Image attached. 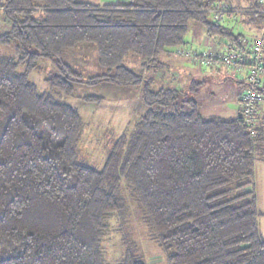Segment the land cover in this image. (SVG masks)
Listing matches in <instances>:
<instances>
[{
    "label": "trees",
    "instance_id": "trees-1",
    "mask_svg": "<svg viewBox=\"0 0 264 264\" xmlns=\"http://www.w3.org/2000/svg\"><path fill=\"white\" fill-rule=\"evenodd\" d=\"M0 11L11 23L0 47L14 45L16 54L0 56V264H146L129 230L123 257L106 259L111 223L118 217L122 229L133 215L123 185L167 264H264V212L255 187L264 128L241 114L203 116L192 95L204 81L193 80L186 91L154 90L152 80L123 65L135 54L156 66L160 55L187 43L192 22L244 52L264 33V0L247 8L232 0H128L102 7L0 0ZM224 16L245 17L261 32L245 43L222 23ZM83 44L95 46L104 74L83 80L63 62L62 55ZM209 53L175 54L204 69L201 59ZM43 57L60 72L46 83L66 96L74 94V83H144L146 111L114 141L101 167L82 148L88 124L79 111L30 80ZM256 91L264 96V84Z\"/></svg>",
    "mask_w": 264,
    "mask_h": 264
},
{
    "label": "rangeland",
    "instance_id": "rangeland-1",
    "mask_svg": "<svg viewBox=\"0 0 264 264\" xmlns=\"http://www.w3.org/2000/svg\"><path fill=\"white\" fill-rule=\"evenodd\" d=\"M78 1L102 7L128 0ZM232 1L243 8H247L253 0ZM210 18L212 20L216 19L212 14H210ZM195 24V22L190 24V30L186 37L187 43L185 45L179 47V49H175L173 53H164L159 56V62H157L156 65H159L158 67L154 66L156 63L152 61L143 62V60L135 54H130L124 60L123 65L134 72L142 73L143 79L145 80H147L146 74L148 72V77L153 79V87L156 90L163 86L167 87L172 85V88L179 91H186L189 89L190 85H184H186V83L189 84L188 80H190V75L196 74L190 67H201V65L199 63H192L189 59L180 57V55L175 53L177 50L183 49L190 53L197 52L198 54H202L195 49L198 45L193 40V26H195ZM223 24L232 28L235 34H241L245 38V43L254 37V31L249 24L243 22L242 16L237 21L234 18L227 17ZM10 28L11 23L5 19L3 12L0 11V34L9 32ZM248 28H251V30ZM234 49L233 47L232 50ZM235 50L238 51L237 49ZM3 55L16 56L14 45L1 46L0 56ZM62 60L65 64L69 65L74 72L80 74L83 80L105 73V70L98 64L97 49L93 45L83 44L75 49L69 50L62 55ZM143 63H145L146 66H142ZM20 69L22 70L23 68ZM204 70H206L204 72L206 75L202 73V76L206 79H195L197 81H201L202 79L204 84L200 87L197 95H192L193 99L199 104V112L205 117H210L212 115L220 117L236 116L240 111V104L245 93L241 87L244 85L245 80H247L248 75L246 73H235L225 68L210 70L204 68ZM57 73L60 74L55 61L43 57L38 60V66L31 74L30 80L40 91L52 93L57 99L75 107L79 111L84 121L88 124L86 134L83 135L82 148L88 154L90 160L87 159L94 165L101 167L114 141L121 133L129 130L131 125L136 123L146 111V105L143 100L144 83L131 90L127 89L132 86L125 88L107 82L95 85L74 83V94L66 96L57 93L56 90L51 91V88L46 83V79L51 74ZM198 73L201 74L200 72ZM174 79L175 82H173ZM93 97L102 98V100L99 102L84 101V98ZM260 109H262V112L257 116L256 122L257 120H264V101ZM256 122L253 125L255 127ZM260 126L261 124H259V127ZM260 179V187L262 189H256V195L258 210L263 213L264 174H261ZM122 192L124 198V195H128L127 198L133 215H130L132 217L131 221H129L126 226L124 225L122 229V223L118 217L111 223L110 232L103 243L107 261L114 263V261L123 257L125 250L123 246V236L126 234V231L129 230L131 233L130 238L137 244L139 254L146 264H167L162 249L147 237V228L140 221L141 213L139 209H136L135 202L133 201L134 199L129 196V189L123 185ZM125 200L127 201L126 198ZM259 226L261 234L264 236V217L259 218Z\"/></svg>",
    "mask_w": 264,
    "mask_h": 264
},
{
    "label": "built area",
    "instance_id": "built-area-1",
    "mask_svg": "<svg viewBox=\"0 0 264 264\" xmlns=\"http://www.w3.org/2000/svg\"><path fill=\"white\" fill-rule=\"evenodd\" d=\"M263 38L264 33L261 34L259 40L246 44L244 52L230 48L224 53L220 52L216 54L210 52L201 59L204 67L208 69L225 67L227 70L235 73H246L248 75L247 88L240 104V114L251 125L255 124L264 101V96L258 94L256 91L258 87L264 84V68L261 65L264 52ZM191 57L193 59L197 58L195 55Z\"/></svg>",
    "mask_w": 264,
    "mask_h": 264
},
{
    "label": "crops",
    "instance_id": "crops-1",
    "mask_svg": "<svg viewBox=\"0 0 264 264\" xmlns=\"http://www.w3.org/2000/svg\"><path fill=\"white\" fill-rule=\"evenodd\" d=\"M229 17V16H227ZM227 17H223V22H225L226 18ZM231 18H234V17H231ZM235 19V18H234ZM246 18L244 17L243 18V21L245 20ZM250 25V24H249ZM251 26V25H250ZM252 30L254 31V37L253 38H256L259 33L261 32L259 29H257L255 26H251ZM251 28H248L249 30H251ZM193 37H194V41L195 43H197L198 45L195 47V49L198 51V52H201V53H206V52H214V53H218V52H226L227 50H229L232 46L225 42L224 40H222L219 36H210L206 33V31L204 30V28L199 25V24H195V26H193ZM190 69L192 71H195L196 74H192L190 75L191 77L189 78L190 80H188L189 84L186 83V85L184 86H189L191 84V82L193 80H195L196 78H203L204 76H202L206 70H204L203 68L201 67H198V66H195V67H190ZM208 71V70H207ZM198 72H200L201 74H199ZM228 73V72H227ZM205 74V73H204ZM230 74V73H229ZM147 80H152L153 79H150L148 77V72H147ZM206 75V74H205ZM196 76V77H195ZM203 79H206V78H203ZM202 81V79H201ZM173 82H175V79L173 80ZM172 82V83H173ZM225 83H227L226 81H224ZM153 86H154V81H153ZM174 86V85H173ZM175 87V86H174ZM126 88V87H125ZM162 88H172V85L171 86H163ZM243 89V92H245V89H246V86L243 85L241 87ZM131 89H135L134 87H130L128 88L127 90H131ZM154 89V87H153ZM161 89V88H160ZM156 90V89H154ZM198 94V93H197ZM196 94V95H197ZM243 94V93H241ZM240 95V94H239ZM198 105V110H199V104L197 103ZM260 112H262V110H260ZM240 114V111L237 115ZM236 115V116H237ZM259 116V114L257 115ZM259 124H261L260 127H263L264 128V120L262 121H259L257 120L256 122V127H259ZM261 174H264V160H258L255 164V187L256 189H262L260 187V183H261V179H260V176Z\"/></svg>",
    "mask_w": 264,
    "mask_h": 264
}]
</instances>
